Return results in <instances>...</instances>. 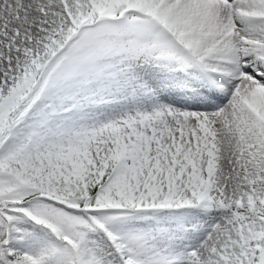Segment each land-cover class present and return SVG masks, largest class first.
<instances>
[{"label": "snow or ice", "instance_id": "snow-or-ice-1", "mask_svg": "<svg viewBox=\"0 0 264 264\" xmlns=\"http://www.w3.org/2000/svg\"><path fill=\"white\" fill-rule=\"evenodd\" d=\"M0 264H264V0H0Z\"/></svg>", "mask_w": 264, "mask_h": 264}]
</instances>
